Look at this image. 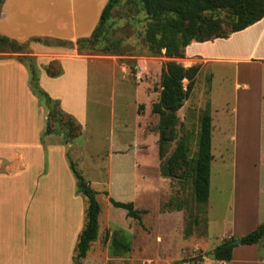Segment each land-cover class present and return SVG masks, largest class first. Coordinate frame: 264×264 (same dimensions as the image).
<instances>
[{
    "label": "rangeland",
    "instance_id": "obj_1",
    "mask_svg": "<svg viewBox=\"0 0 264 264\" xmlns=\"http://www.w3.org/2000/svg\"><path fill=\"white\" fill-rule=\"evenodd\" d=\"M102 1L53 0V7L70 20L72 5L76 13L84 9L92 17ZM214 16L222 20L223 33H229L227 12ZM149 23L139 0H121L107 27L108 41H119L122 55L88 53L89 60L79 68L81 85L71 82L56 88L58 95L67 96L72 112L64 113L58 100L48 107L50 129L58 141L66 143L71 134L79 133L71 141L76 147L70 151V162L98 192L99 236L83 264H264V239L258 245L239 244L231 262H218L209 255L223 242L238 240L264 223V67L198 56L223 58L225 44L198 48V43L194 47L192 43L190 51L174 59L152 54L144 41ZM30 43L24 53H30ZM50 48L54 60L46 59L49 63L41 65L34 57L37 66L62 71L55 58L72 48ZM4 53L10 52H0V58ZM169 61L197 68L199 74L191 97L176 114L177 138L167 154L171 157L178 140L186 138L189 163L183 161L182 152L174 154L170 164L176 168L175 175L164 177L161 168L167 157L159 156L160 117L152 113V106L159 101L162 70ZM40 71L39 87L49 95L40 84ZM206 112L213 118V160L210 198L202 205L194 196V167ZM69 118L78 131L70 130ZM80 198L87 208L86 197L80 194ZM110 198L133 202L137 210L146 211L142 223L114 207ZM84 216L85 226L86 212ZM113 238L127 242L130 252L116 256ZM200 256L203 260L197 261Z\"/></svg>",
    "mask_w": 264,
    "mask_h": 264
},
{
    "label": "crops",
    "instance_id": "obj_2",
    "mask_svg": "<svg viewBox=\"0 0 264 264\" xmlns=\"http://www.w3.org/2000/svg\"><path fill=\"white\" fill-rule=\"evenodd\" d=\"M105 2H100L92 17L86 16L84 9L76 13L72 5L73 13L68 20L67 16H59L53 0H5L0 34L22 44L31 42L30 53L25 54L45 65L49 63L46 59L54 60L50 59L54 50L32 40L64 37L59 39L76 42L89 37ZM221 44L227 45L223 58L200 53L198 56L213 62L264 67V19L228 39L198 43V48ZM2 55L5 57L0 58V264H75L87 209L70 166V151L76 145L58 141L54 133L46 134L48 108L30 87L31 74L19 60L22 55ZM87 59L75 47L55 58L62 66L61 75L51 77L39 67L40 84L49 91L52 100H58L66 114L72 112L65 102L67 96L58 95L56 88L71 82L81 85L79 68ZM90 253L91 249L82 264L90 259Z\"/></svg>",
    "mask_w": 264,
    "mask_h": 264
},
{
    "label": "trees",
    "instance_id": "obj_3",
    "mask_svg": "<svg viewBox=\"0 0 264 264\" xmlns=\"http://www.w3.org/2000/svg\"><path fill=\"white\" fill-rule=\"evenodd\" d=\"M146 12L150 23L144 33V41L152 54H164L169 59L183 57L187 48L192 43H205L217 39H228L234 33L246 30L252 25L264 19V0H139ZM5 0H0V15ZM121 3V0H108L101 12L99 22L92 34L87 38H80L76 42L63 40L59 38H35L32 41L47 47H65L72 49L76 47L82 55L88 53H101L121 56V43L119 41H108L107 24L112 17V13ZM227 12L231 19V30L229 33H223V24L220 18L214 15L220 12ZM105 42L104 46H99ZM27 43H19L7 36L0 34V52H10L20 54L19 60L28 68L31 74L30 87L38 99L49 106L57 103L44 92L38 84L37 63L33 56L25 54ZM132 68H135L134 62H129ZM47 73L51 77L61 75L62 71ZM199 69L191 67L186 68L175 61L166 63L161 76V93L159 101L152 106V113L160 117L159 126V147L160 158L166 159L170 146L176 141L175 128L178 125L177 113L183 108L184 103L191 97ZM187 82V83H185ZM52 115V114H51ZM46 134H52L50 121ZM213 118L206 112L201 120L200 132L198 137V152L194 167V196L197 203L205 205L210 198L211 189V170H212V129ZM71 131H78V125L72 118H69L68 124ZM79 137V133H73L69 136L68 142ZM183 153V161L189 163L187 158L188 146L185 139L178 140L175 156ZM173 154V155H174ZM167 157L166 162L162 164V175L172 177L175 175L176 168L170 164L173 157ZM71 169L77 180L78 192L86 197V223L79 236L76 247L75 264H82L88 256V252L93 244L97 242L99 236V217L101 206L97 201V194L88 181L78 172L73 162H70ZM110 203L116 207L127 211V216L142 223L141 214L146 211H139L134 207L133 202L125 203L110 198ZM186 233L190 235L192 230L187 227ZM264 239V223L256 229L239 238L240 245L251 246L258 245ZM237 238L223 242L213 249L209 255L218 262H231L234 257V249ZM112 248L117 256L120 253H129L130 245L120 238H113ZM201 256L197 261H202Z\"/></svg>",
    "mask_w": 264,
    "mask_h": 264
},
{
    "label": "water",
    "instance_id": "obj_4",
    "mask_svg": "<svg viewBox=\"0 0 264 264\" xmlns=\"http://www.w3.org/2000/svg\"><path fill=\"white\" fill-rule=\"evenodd\" d=\"M235 244L239 245L240 244V240H236Z\"/></svg>",
    "mask_w": 264,
    "mask_h": 264
}]
</instances>
